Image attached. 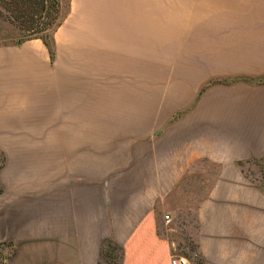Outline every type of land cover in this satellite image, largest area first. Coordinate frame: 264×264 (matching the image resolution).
<instances>
[{
	"label": "crops",
	"instance_id": "0c3cea01",
	"mask_svg": "<svg viewBox=\"0 0 264 264\" xmlns=\"http://www.w3.org/2000/svg\"><path fill=\"white\" fill-rule=\"evenodd\" d=\"M55 40L0 45V264H264V0H72Z\"/></svg>",
	"mask_w": 264,
	"mask_h": 264
},
{
	"label": "trees",
	"instance_id": "16d2710c",
	"mask_svg": "<svg viewBox=\"0 0 264 264\" xmlns=\"http://www.w3.org/2000/svg\"><path fill=\"white\" fill-rule=\"evenodd\" d=\"M70 10L71 0H67V3L64 0H0V22L10 25L17 31L11 37L1 38L0 45L20 44L29 39L40 38L48 47L51 58L54 60L55 33ZM257 81L264 82V76ZM4 163L5 155L0 149V168ZM1 262L3 263V260Z\"/></svg>",
	"mask_w": 264,
	"mask_h": 264
},
{
	"label": "rangeland",
	"instance_id": "374dc122",
	"mask_svg": "<svg viewBox=\"0 0 264 264\" xmlns=\"http://www.w3.org/2000/svg\"><path fill=\"white\" fill-rule=\"evenodd\" d=\"M64 2L67 3V0H64ZM0 26V39L11 37L17 32L10 25H5L0 22ZM242 166L248 175H250L254 180H256L258 183H260V185L264 187V158L248 160L246 162H243ZM169 222V227L175 228L170 231L176 234L178 233V236L184 239L189 237L192 238V233H194L196 230L195 218L185 213L176 214L175 217H172L171 221ZM191 242H193V240H191ZM184 247V251L186 253L192 254V256H195L194 253L198 254L197 250H194L195 245H187Z\"/></svg>",
	"mask_w": 264,
	"mask_h": 264
},
{
	"label": "built area",
	"instance_id": "2783aa9c",
	"mask_svg": "<svg viewBox=\"0 0 264 264\" xmlns=\"http://www.w3.org/2000/svg\"><path fill=\"white\" fill-rule=\"evenodd\" d=\"M167 222L171 221L170 214L165 215ZM171 264H190L189 259L181 254H173L171 257Z\"/></svg>",
	"mask_w": 264,
	"mask_h": 264
}]
</instances>
